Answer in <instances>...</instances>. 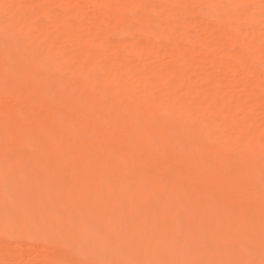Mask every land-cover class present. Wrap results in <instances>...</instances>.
Returning <instances> with one entry per match:
<instances>
[{"label": "bare ground", "instance_id": "obj_1", "mask_svg": "<svg viewBox=\"0 0 264 264\" xmlns=\"http://www.w3.org/2000/svg\"><path fill=\"white\" fill-rule=\"evenodd\" d=\"M83 1L94 8L92 13L85 14L79 4L68 2L66 9L58 12L54 28L44 34L45 41L57 47L54 57L20 52L9 55L27 35H16L9 26H0V94L17 98L22 105L21 113L0 112V153L14 155L0 158V234L26 241L42 236L45 242L75 252L86 245L88 260L101 264H264V163L257 167L261 170L260 180H243L244 167L239 165L254 162L252 154L237 149L226 162L223 139L212 137L216 157L209 162L198 148L210 149L213 143H207L203 133L194 137L195 131L182 126L180 117L162 112L158 106L130 112L119 121L116 116L125 114L126 109L118 105L112 114V80L100 79L86 85L81 78L91 75L93 68L67 67L75 77L65 78L60 66L59 56L67 49L65 44L104 40L103 32L115 13L120 21L135 23L134 29L143 37L139 43L130 40L129 51L124 46L128 43L126 39L116 40V51L125 52L126 58L118 60L112 55L109 67L118 65L128 69L139 64V58L155 57V46L169 47L177 56L179 67L189 66L195 49L171 41L173 34L187 40L188 23L167 24L176 11V0L172 5L163 4L164 14L163 7H158L157 24H151L140 13L131 14L134 9L143 10L137 5L131 10L119 0ZM3 2L2 11L21 12L22 18L31 8L45 9L44 2L36 0ZM206 2L210 11L217 6V0ZM102 12L108 16L105 22L95 23L88 34L79 32L87 16ZM68 14L78 23L68 22L64 27L63 19ZM208 18L211 20L213 16ZM222 20L226 22L229 17ZM259 20L263 22L264 16ZM206 47L213 51L219 48L214 41ZM245 54L244 50L234 53L228 49L216 54L220 55L219 60L212 56L207 63L215 65L220 73L240 71L254 76L257 71ZM235 59L239 62H234ZM138 66L141 69H134V75H140L135 77L136 82L155 89L150 85L152 81L142 75L152 71L150 65ZM152 72L157 75L159 71ZM248 75L242 83L243 89L249 94L264 92V86L257 87ZM205 78L212 86L211 92L216 91L219 83L209 81L211 77ZM184 80L181 76L174 86L171 82L161 84L164 96L174 95ZM226 85L231 88L234 83L227 81ZM48 86L53 87V94H47ZM125 86L121 87L124 94L129 92ZM98 87L110 88L107 95L93 99L94 89ZM85 96L87 100L82 108L69 106L62 116L55 114V107L79 102ZM37 107H41L43 115L24 122L23 114H33ZM65 115L70 120L68 124L63 123ZM224 116L215 119L209 131L221 132ZM42 120H46L45 125L36 127L35 123ZM154 133L159 135L156 139ZM86 134L93 136L95 149L70 145L73 140H83L80 137ZM184 140L195 144L192 153L198 155V162L191 161V155L181 151ZM17 165L26 168L22 176L25 181L16 175ZM43 167L52 171L40 172ZM143 167L151 170L148 179L126 177ZM177 182L187 189L175 190ZM235 187L242 188L244 193L231 198L230 191ZM186 196L192 204L184 211L181 201ZM207 199L216 202L212 211L206 207ZM110 214L115 218L112 227L104 217ZM85 235H89L87 242ZM186 239L192 240L186 243ZM43 261L55 263L53 257L46 256Z\"/></svg>", "mask_w": 264, "mask_h": 264}, {"label": "rangeland", "instance_id": "obj_2", "mask_svg": "<svg viewBox=\"0 0 264 264\" xmlns=\"http://www.w3.org/2000/svg\"><path fill=\"white\" fill-rule=\"evenodd\" d=\"M45 4V9L38 11L36 9H29L25 18H22L21 12H6L0 9V26H9L16 35L26 36L17 46L16 50L10 51L9 55L15 53L36 54L44 56L49 54L54 57L57 53V47L51 45L44 39V34L50 32L56 22L59 11H63L67 7L68 2H73L80 5L83 13H92L94 8L83 0H36ZM173 0H119L120 4L125 7L133 9L135 5L143 8L141 11L132 10L131 14H142L151 24L158 23V7L163 4L172 5ZM3 0L0 1V3ZM40 2V3H41ZM209 2V0H208ZM4 3V2H3ZM140 3L142 5H140ZM177 8L174 14L168 18L167 24L169 26H178L181 21H186L188 27L185 30L188 33L187 40L181 39L180 36L173 34L172 42H179L192 46L196 53H193V61L187 67H179L177 64V56L174 55L169 47H154L157 54L155 57L139 58V64L133 65L128 69H123L118 65H111L110 60L114 55L118 60L126 58L125 52L116 51L114 42L116 40L126 39L128 43L124 44L126 50L131 49L130 40L133 43H139L143 37L140 32L134 28L135 23L127 21H120L118 14L112 17L110 24L104 30L105 39H92L88 43L84 41L75 44L68 43L64 46L67 49L59 56V63L64 72V77H75V74L69 73L67 67L93 68L92 74L86 78H81L84 84H94L100 79L112 80V89L114 95L111 96L112 114H114L118 105L126 109L125 114L117 115L116 118L121 121L126 117V114L134 111L143 112L159 107L162 112H167L181 118V124L188 127L189 131L194 132L198 137L199 133H203V138L207 143L212 144L213 148H203L198 150L204 152L209 162L216 157L215 141L212 137L220 140L223 139V157L227 162L232 156L233 151L243 149L255 157L254 162L247 161L240 164L239 167L244 171L241 174L243 180H260L258 173L261 171L257 167H261L264 163V92L257 91L249 94L243 89L242 83L247 80V73L234 71L220 73L215 65H209L207 59L212 56L219 60V52L232 49L234 53L244 50L246 52L245 58L249 64L256 69L254 76L248 75L253 79L257 87L264 86V20H259L264 16V0H217V6L210 11V6L207 5L206 0H176ZM205 3V4H204ZM2 4V3H1ZM207 5V6H206ZM136 7V6H135ZM159 7V8H160ZM261 8L263 10H261ZM165 13L163 7L162 14ZM97 16H87L84 27L79 29L81 34H88L94 27L95 23H103L108 16L105 13H98ZM209 15L213 18L210 20ZM225 17H229L228 21H223ZM82 21V20H80ZM68 22H76L71 14L65 15L63 19V26L67 27ZM211 23L212 25H210ZM136 25V24H135ZM161 18V26H163ZM137 27V25H136ZM241 34L240 36H238ZM237 36V37H236ZM108 44L107 42H111ZM216 42L219 46L217 50L207 49L211 43ZM73 49V52H71ZM217 57V58H216ZM234 62H239L235 59ZM140 66L150 65L152 71H159L157 75L153 72H143L145 79L152 81L150 85L155 86L153 89L150 86L146 88L143 84L136 82L134 69H141ZM98 72L96 76L95 73ZM184 76L185 80L174 95L164 96L160 85L165 82H171L172 85L178 84V78ZM206 76L211 77L209 81H217L219 84L217 90L211 92L212 86L206 80ZM207 81V82H205ZM234 83L231 88H228L226 82ZM10 83H7L8 86ZM126 85L129 90L126 94L121 91V87ZM65 87V86H63ZM110 87H98L94 89V98L102 95H107ZM67 88V87H65ZM54 91L52 86L47 87V94L50 95ZM55 92V91H54ZM53 92V93H54ZM52 93V94H53ZM164 96V97H163ZM87 97H83L79 102L71 101L68 105H61L54 108L57 116H62L63 111H66L69 106H78L82 108L85 105ZM257 102V103H256ZM22 105L19 100L8 95L0 94V112L6 113L14 111L21 113ZM96 113V109L94 110ZM223 118L222 131L213 133L209 131L212 122L215 119ZM43 111L41 107H37L33 114H23V121L30 122L37 117H41ZM69 118L67 115L63 118V123L68 124ZM46 120L35 123L36 127H43ZM199 130H203L200 132ZM232 130L233 133L228 132ZM159 135L154 133L153 138ZM83 140H73L71 146L74 148H83L85 150H93L95 147L92 144L93 136L91 134L82 135ZM177 139H183L178 137ZM42 141V140H41ZM124 148L125 145H122ZM195 144L184 140L181 144V151L190 156V160L198 162L199 157L193 154ZM193 154V155H192ZM14 156L7 152L0 153L2 160ZM226 171L228 165L223 164ZM236 168V167H234ZM257 168V169H256ZM56 170V169H54ZM17 176L22 177L25 174L26 168L17 165L14 168ZM52 169L43 167V173H49ZM151 170L148 167L141 168L140 171L130 172L126 175L127 178L143 177L148 179ZM44 184V183H43ZM174 189L186 190L187 187L181 182H177ZM254 188L252 189L253 193ZM244 190L240 187H235L230 191L231 198L243 194ZM192 202L186 196L181 201V206L184 211H187ZM214 199H207L206 207L212 211L216 207ZM107 218L109 227L115 225V218L113 214L104 215ZM214 226V225H213ZM44 238V237H43ZM42 236L35 241H26L19 237L8 238L4 233L0 234V264H45L44 260L47 256L54 258V264H101L96 261H89L87 258L86 245L82 246L83 250L75 252L69 250L64 246H57L52 243L45 242ZM89 235H85V241ZM192 239H186L189 243ZM106 257V254H103ZM44 257V258H42ZM42 259V260H41ZM53 264V263H52Z\"/></svg>", "mask_w": 264, "mask_h": 264}]
</instances>
